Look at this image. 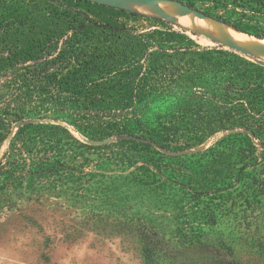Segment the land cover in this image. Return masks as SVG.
I'll use <instances>...</instances> for the list:
<instances>
[{"label":"rangeland","instance_id":"rangeland-1","mask_svg":"<svg viewBox=\"0 0 264 264\" xmlns=\"http://www.w3.org/2000/svg\"><path fill=\"white\" fill-rule=\"evenodd\" d=\"M194 3L198 10L206 5ZM143 15L154 19L122 20L145 32L182 28L201 47L264 67L261 52L241 53L226 39L184 28L153 11ZM31 121L22 128L0 124V264H145L147 228L167 245L158 264H222L223 246L241 264H264V142L251 132L220 130L173 151L116 138L98 146L66 123ZM48 125L67 130L57 131L65 138L60 148H78L77 160L71 153L48 151L55 144L39 137ZM231 135L240 140L229 151ZM243 149L252 154L245 158ZM47 159L56 167L41 169ZM152 159L157 164L147 165ZM13 161L18 170L11 168ZM197 235L212 249L192 246Z\"/></svg>","mask_w":264,"mask_h":264},{"label":"trees","instance_id":"trees-1","mask_svg":"<svg viewBox=\"0 0 264 264\" xmlns=\"http://www.w3.org/2000/svg\"><path fill=\"white\" fill-rule=\"evenodd\" d=\"M196 1L187 5L196 9ZM199 1L211 19L264 40V0ZM123 18L154 19L85 0H0V124L53 119L91 141L135 136L173 151L239 128L264 142V67L201 47L182 28L145 32ZM47 127L39 137L55 144L48 151L77 160L78 148H60L65 138L57 131L67 130ZM238 140L229 136L227 149L235 150ZM152 160L147 165L157 164ZM41 165L56 167L50 159ZM147 230L145 264H158L167 245ZM191 245L212 249L199 235ZM223 250L228 258L222 264H241L230 247Z\"/></svg>","mask_w":264,"mask_h":264},{"label":"bare ground","instance_id":"bare-ground-1","mask_svg":"<svg viewBox=\"0 0 264 264\" xmlns=\"http://www.w3.org/2000/svg\"><path fill=\"white\" fill-rule=\"evenodd\" d=\"M129 7L140 14H146L148 11H153L159 14L158 9H161L167 14L175 17L177 19V23L184 28L199 30L204 34L215 37V39L231 40L237 45L247 48L250 51L253 50V52L256 53L260 52L258 49L261 50L264 47L263 41L255 40L253 37L238 32L226 25H219L218 23L209 19H200L194 14L183 15L179 12L178 6L172 3L159 2L157 5L129 4ZM253 47L255 48L252 49Z\"/></svg>","mask_w":264,"mask_h":264},{"label":"water","instance_id":"water-1","mask_svg":"<svg viewBox=\"0 0 264 264\" xmlns=\"http://www.w3.org/2000/svg\"><path fill=\"white\" fill-rule=\"evenodd\" d=\"M85 1H89V2H92V3H97V4H100V5L110 6V7L117 8V9L128 10V11H134V10H132L129 7V4H135V5H157L159 2H167V3H172V4L177 5L178 9H179V12L181 14H183V15L194 14L196 17H198L200 19H209L211 21H214V22L218 23L219 25H225V24H222V23H220V22H218L216 20L211 19L204 12H202L200 10H197L195 8H192L191 6H189L187 4H184L182 2H179V1H173V0H85ZM158 13L160 14L159 16L164 18L165 20L177 21V19L175 17L167 14L165 11H163L161 9H158ZM228 27H230V26H228ZM230 28H232V27H230ZM238 32H240V31H238ZM241 33H243V32H241ZM243 34H245V33H243ZM245 35H247V34H245ZM250 37H252V36H250ZM257 40H259V39H257ZM226 41H227V45L233 50H236V51L241 52V53L250 52L247 48L241 47V46L237 45L236 43H234L231 40L226 39ZM260 52L264 54V47L260 50ZM29 123H32V121L31 120H24V121H20V122L16 123V125H17L18 128H22V127L26 126ZM117 140L118 141L119 140H135V141H138V142L150 143L154 147L162 149L161 147H159L154 142H150L148 140H144V139H141V138H138V137H135V136H124V137L117 138ZM112 141H113V138H109V139H105V140L94 141V144L98 145V146H103V145H107V144L111 143Z\"/></svg>","mask_w":264,"mask_h":264}]
</instances>
